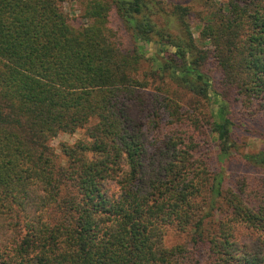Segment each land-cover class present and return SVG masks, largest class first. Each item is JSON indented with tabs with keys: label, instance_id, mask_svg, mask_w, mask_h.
I'll return each mask as SVG.
<instances>
[{
	"label": "trees",
	"instance_id": "16d2710c",
	"mask_svg": "<svg viewBox=\"0 0 264 264\" xmlns=\"http://www.w3.org/2000/svg\"><path fill=\"white\" fill-rule=\"evenodd\" d=\"M74 1L0 0V264H264V0Z\"/></svg>",
	"mask_w": 264,
	"mask_h": 264
},
{
	"label": "rangeland",
	"instance_id": "374dc122",
	"mask_svg": "<svg viewBox=\"0 0 264 264\" xmlns=\"http://www.w3.org/2000/svg\"><path fill=\"white\" fill-rule=\"evenodd\" d=\"M182 2L183 4H188L193 6L194 9H200L202 6L199 0H175ZM64 12L67 14L69 20L76 25H80L84 22L82 18V2L81 0H77L74 2H65L62 4ZM150 52L154 53L159 51L160 46L157 43H150L148 45ZM84 135V130H77L73 134L61 133L57 137L53 138L50 144L56 149V151L60 154L59 143L60 142H68L75 143L77 140L82 138ZM61 160L64 161V157L61 155ZM233 171V169H231ZM183 239V235L178 234L175 230H171L167 234V242L168 244H173L177 241Z\"/></svg>",
	"mask_w": 264,
	"mask_h": 264
}]
</instances>
